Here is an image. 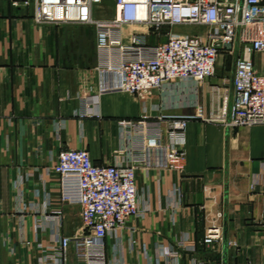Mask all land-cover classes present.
Returning a JSON list of instances; mask_svg holds the SVG:
<instances>
[{"label": "crops", "instance_id": "obj_1", "mask_svg": "<svg viewBox=\"0 0 264 264\" xmlns=\"http://www.w3.org/2000/svg\"><path fill=\"white\" fill-rule=\"evenodd\" d=\"M106 6L112 15L113 3ZM32 14L0 0V264H54L50 247L81 233L82 207L62 200L54 170L61 150L87 149L98 165L126 161L129 140L120 118L145 110L194 114V103L208 116L223 109L227 91L232 96L223 75L196 92L183 83L156 90L146 106L128 92L102 93L95 29L37 24ZM90 32L94 44L86 49ZM86 105L96 116H80ZM186 135L184 172L138 169L143 212L106 237V264H224L226 257L227 264H264V124L228 129L193 119ZM212 222L223 225L224 240L209 248L202 240ZM185 239L195 251L169 255ZM66 262H79L73 245Z\"/></svg>", "mask_w": 264, "mask_h": 264}, {"label": "built area", "instance_id": "obj_2", "mask_svg": "<svg viewBox=\"0 0 264 264\" xmlns=\"http://www.w3.org/2000/svg\"><path fill=\"white\" fill-rule=\"evenodd\" d=\"M112 1L113 14L107 16V0H11L24 12L32 8L37 24L74 23L95 29L102 93L128 92L146 106L156 90L167 92L178 83L189 84L196 92L216 75L220 60L224 65L234 60L232 96L227 91L223 109L208 116L194 103V114L161 112L153 116L145 110L138 118H120L118 125L129 140L126 161L98 165L87 149L61 150L54 165L61 198L81 205L82 231L63 237L59 247H50L53 256L48 257L56 256L54 264L67 263L71 245L78 264H106V237L143 212L138 169L184 172L191 120L217 122L228 129L264 124V72L255 64V55L264 54V0ZM177 26L205 30L176 33ZM80 116L96 114L86 105ZM153 119L166 122V127L152 125ZM223 240V225L210 223L202 243L212 248ZM231 246L239 248L237 243ZM183 249L195 251L196 244L185 239L169 255L180 257Z\"/></svg>", "mask_w": 264, "mask_h": 264}, {"label": "rangeland", "instance_id": "obj_3", "mask_svg": "<svg viewBox=\"0 0 264 264\" xmlns=\"http://www.w3.org/2000/svg\"><path fill=\"white\" fill-rule=\"evenodd\" d=\"M108 2L109 4L112 3L110 0ZM187 28H188L187 26H179V27H175L173 31L176 33H183L187 31ZM192 30L193 29H190L189 32H192ZM93 38H94L93 32H90V34L84 36L83 44L85 45L86 49H90L93 46L94 44ZM255 64L258 70L264 69V54L260 53V54L255 55ZM233 70H234V60L227 61L225 65L220 60L219 68L217 69L216 75L214 77L223 75L225 86L229 88L232 85L231 81H232V76H233Z\"/></svg>", "mask_w": 264, "mask_h": 264}, {"label": "water", "instance_id": "obj_4", "mask_svg": "<svg viewBox=\"0 0 264 264\" xmlns=\"http://www.w3.org/2000/svg\"><path fill=\"white\" fill-rule=\"evenodd\" d=\"M225 256H227V252L225 253ZM224 264H227V257H226V259H225Z\"/></svg>", "mask_w": 264, "mask_h": 264}]
</instances>
